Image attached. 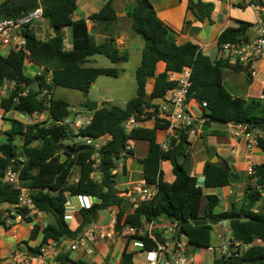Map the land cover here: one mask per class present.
<instances>
[{"label":"trees","instance_id":"1","mask_svg":"<svg viewBox=\"0 0 264 264\" xmlns=\"http://www.w3.org/2000/svg\"><path fill=\"white\" fill-rule=\"evenodd\" d=\"M78 3L79 0H0V21L19 19L42 7L43 15L52 30L48 39L41 40L33 29L27 27L24 35L28 54L23 51H11L7 56L0 54V86L7 83L13 85L8 94L0 98L1 108L6 113L17 111L29 117L36 113H48V120L31 124H25L19 119H8L11 123L8 138L3 142L0 140V204L14 207L18 215L24 216L26 212L18 206L19 188L2 180L3 171L12 159H17L21 185L31 189L30 196L35 206L51 219L43 229L39 224H34L29 240L37 238L41 232V243L29 246L26 242V249L37 254L40 247L49 241L59 242L77 237L88 225L96 222L101 210L113 208L117 215L118 231L126 226L140 229L146 221H177L179 229L189 237L195 249L212 246L215 231V226L209 223L194 225L195 221L226 220L235 239L248 244L249 248L239 259L232 261L223 257L215 264H264V212L254 211L261 198L257 186L264 187V163L253 166L255 174L246 186L244 201L229 211L216 213L220 198L205 190L229 185L231 169L226 161L219 158V162L211 163L208 159L203 171V185H199L197 178L190 176L186 166L191 144L185 131H179L165 150L157 141V130L168 128V122H158L151 129L137 126L130 133L124 128L131 116L140 115L145 109L160 107L145 100L146 95L165 97L176 87V83L169 80L170 74L180 73L190 67L192 81L188 100L207 102L203 108L206 123H235L246 125L249 130L259 129L264 132V97H233L223 85V72L226 69L245 72L251 82V64H243L239 60L231 62L230 57H221L213 62L193 42L177 43L176 34L159 19L150 0H129L126 16L131 20L132 32L139 35L144 43L136 70V96L123 109L111 105V108L104 107L97 111L85 110L93 119L81 130V135L94 139L108 137L100 148L99 165L95 169V160L92 158L94 151L90 146H72L74 153L56 150L58 144L69 139V130L61 122L72 117L73 112L68 101L55 98V91L58 87H64L88 94L99 76L119 75L116 68L89 65L90 58L98 54L113 63L127 62L129 52L122 51L117 45L116 29L120 17L114 0H105L103 6L90 14L87 20L74 19ZM187 10L198 21L212 22L214 4L211 2L199 0L196 3L188 0ZM88 20L104 36L102 42L96 41L88 29ZM250 26L252 24L239 21L237 27L227 28L218 38L221 51L227 43L250 42ZM65 28L69 32L71 48H67L64 43ZM26 61L45 66L46 70L40 76L28 77L24 72ZM160 62L165 63V71L156 75ZM49 76L50 81L47 80ZM151 82L153 89L149 93ZM211 132L219 134L224 131L212 129ZM130 139L150 143L146 157L138 160L143 166L145 181L157 185V193L152 200L134 208L133 212H129V198L117 189L116 175L112 173ZM259 147L264 151V139L259 140ZM126 153L127 157L134 156L132 149ZM163 161L173 166L175 179L171 183L163 179ZM91 173H95L97 178L92 177ZM75 196H90L99 202L80 209L82 220L78 228L72 230L66 220L67 204L68 197ZM0 226H7L1 213ZM156 235L162 241L159 233ZM142 240L143 251L152 250L157 245L146 237ZM69 253L60 254L55 264H96L83 259L75 261ZM135 255L126 246L122 264H135ZM4 260L0 257V264H5Z\"/></svg>","mask_w":264,"mask_h":264},{"label":"crops","instance_id":"2","mask_svg":"<svg viewBox=\"0 0 264 264\" xmlns=\"http://www.w3.org/2000/svg\"><path fill=\"white\" fill-rule=\"evenodd\" d=\"M214 4V10L211 12V20L203 22L198 21L194 14L188 11V0H150L154 5L157 16L164 23L169 25L176 34L177 43L182 44L188 41L198 45L203 54L210 57L215 62L221 57H228V53L221 51L218 38L227 28L237 27L239 21L252 24L250 26V39L254 40L259 35L258 19L256 11L248 5L251 0H241L238 5H229L220 0H202ZM238 1V0H237ZM105 3V0H79L78 9L74 13V19H86L90 14L97 12ZM117 24V45L122 51L130 48H143V40L134 32L132 28L123 27L122 15ZM124 16V15H123ZM126 16V15H125ZM124 16V17H125ZM88 22V29L94 35L96 41L102 42L104 36L96 29V25ZM48 24V23H47ZM48 26V25H47ZM70 42L68 30L65 31ZM72 47V44H71ZM0 54L8 55V50L0 44ZM233 62V60H230ZM165 63L160 62L157 66L156 75L165 71ZM40 68V66H39ZM251 82L248 81V74L245 72L226 69L223 72V85L226 90L233 96L238 98H260L263 96L264 89V57H258L251 61ZM175 73H171L170 76ZM13 88L12 84L0 86V98L5 97L8 91ZM149 93L153 89V82L149 84ZM107 102V100H105ZM105 101H101L105 102ZM99 103V102H98ZM189 110L192 114L199 117L204 114V110L200 107V103L196 100H189ZM167 109L169 107L166 106ZM23 113L12 111L6 113L0 105V140L6 141L8 132L11 130V123L8 119H19ZM44 120H48V113H43ZM34 117V116H33ZM30 117L25 124H31L35 121V117ZM42 120V121H44ZM23 121V120H21ZM161 117L148 118L140 120L138 126L142 128H153L156 123H163ZM212 123H204L196 136L189 137L190 147L188 149V157L186 160L187 169L190 176L196 177L199 185H203V171L206 161L212 160L215 156L227 162L231 169L229 185L217 189H206L209 194H216L219 198V204L216 208V213L229 211L231 208L238 207L245 198V189L251 179L250 168L254 165L264 163V151L259 146L247 147L244 139L236 138L232 135V125L228 124V128L223 133L213 134ZM220 131V130H218ZM175 135L169 128L157 130V141L168 148ZM129 144L134 152V156L127 157L124 163L123 171L116 175V187L123 194L131 195L132 187L136 182L144 181V169L138 158L143 159L150 149V143L141 139H130ZM1 156V154H0ZM220 158V159H219ZM216 162V163H217ZM163 179L171 183L175 179L173 166L170 162H162ZM97 198L90 196H75L68 197L67 216L66 220L72 230H76L82 220L80 209L89 207L98 203ZM204 204V201L202 202ZM129 212H133L131 204L128 208ZM14 207L8 204H0V213L5 218L7 226H0V257L4 258L5 264H22L19 254L26 249V242L30 238L31 231L35 223L39 224L43 229L51 219L45 214H40L31 221H18L12 214ZM113 215V208H106L99 212L96 223H107ZM229 222L226 220L220 221L215 225L213 235V244L219 243V236H226L229 232ZM41 232L37 238L28 241L29 246H37L41 243ZM27 240V241H26ZM141 241L136 237L130 240L117 239L114 242H99L96 246V254L92 257L87 256L82 252H70V258L77 261L80 259L86 260L88 263L96 264H122V254L126 246L129 251H139ZM54 261H49L47 264H52ZM75 264V263H67Z\"/></svg>","mask_w":264,"mask_h":264},{"label":"built area","instance_id":"3","mask_svg":"<svg viewBox=\"0 0 264 264\" xmlns=\"http://www.w3.org/2000/svg\"><path fill=\"white\" fill-rule=\"evenodd\" d=\"M229 5H238L241 0H220ZM257 13L259 35L254 40H251L245 44H230L223 45V54L228 53L230 60H239L243 64H251V61L258 57H264V0H256V2H249ZM38 24H47V21L43 15L42 7H38L32 13L24 15L23 17L13 20H1L0 21V44L8 50V54L11 51L18 52L23 51L28 54L27 40L24 35V31L27 27L32 29ZM67 29H64V43L67 48H71V44L68 43V37L65 33ZM46 70L45 66H40L39 72L36 75H41ZM191 74L192 69L186 67L182 72L175 73L170 76V81L176 83V87L168 92L165 98L168 101L169 109L166 106L160 105L159 108L145 109L144 113L140 115L131 116L124 124V128L127 133H130L136 128L140 120L148 118L161 117L169 123V129L177 135L179 131H185L189 137L196 136L199 130L206 122V117L203 115L197 117L189 110L188 95L191 89ZM47 80H51L50 76ZM207 105V102L200 103V107L203 109ZM73 116L68 117L61 124L67 127L69 130L70 146L86 145L93 148L94 155L93 160L95 164L93 167L96 169L99 165V151L100 148L108 140L107 136L94 139L93 137L81 135V130L92 122V115L83 119V115L77 109H72ZM43 114V113H42ZM42 114L36 113L35 119L41 117ZM33 117V118H34ZM232 125L231 133L236 138L244 139L248 148L253 146H259V140L264 139V132L259 129L249 130L246 125H237L235 123H228ZM164 149L167 150L166 146ZM131 150V146L128 142L127 147L120 154V160L117 168L112 173L117 175L124 169V163L127 159V151ZM23 161V159L19 158ZM17 159H12L11 164L3 171L2 180L4 183L16 185L20 190L19 204L20 208H24L26 212L24 216L18 215L13 211V215L18 221H27L28 218H35L42 213L39 210L31 196V189L25 188L21 185L20 181V168L18 167ZM250 174L254 175V168H250ZM92 177L97 178L95 173H91ZM257 190L261 194L260 201L254 208V211L264 212V187L257 186ZM157 193L156 184H148L145 180L142 182H136L132 187V194L127 195L129 198V204L132 208H136L143 203H148ZM117 215L113 210V215L110 220L103 223H93L88 225L84 232L77 236L67 239H62L59 242L49 241L40 247V251L37 254H32L27 249L19 254L20 262L22 264H47L49 261L56 263V258L64 253L69 252H82L89 257L96 254V246L99 242H114L117 239L130 240L134 237L141 241L139 252L143 253L144 258L141 262L134 261L135 264H215V262L221 258H229L235 260L239 259L243 253L248 250L249 245L244 244L235 239L229 230V234L226 236H219L220 242L213 244L209 248L195 249L191 244L189 237L179 229L178 222L161 221H146L143 227L136 229L135 227L126 226L121 231L116 229ZM156 233H159L162 241L159 240ZM146 237L149 240L156 242V246L152 250L143 251V240ZM208 258H206V256Z\"/></svg>","mask_w":264,"mask_h":264},{"label":"rangeland","instance_id":"4","mask_svg":"<svg viewBox=\"0 0 264 264\" xmlns=\"http://www.w3.org/2000/svg\"><path fill=\"white\" fill-rule=\"evenodd\" d=\"M117 13L122 15L123 27L131 28V20L125 16L126 6H128L129 0H114ZM125 17H124V16ZM48 24H38L32 29L35 34L41 40H46L52 34V30ZM129 59L127 62H117L113 63L109 59L101 55H94L90 58L89 65L104 67V68H116L119 71L117 77L109 76H99L93 83L88 94H84L80 91L73 90L71 88L58 87L55 91V98H61L68 101L72 109L80 110V105L85 102V100H91L96 102H101L102 100H107L108 103L119 108H125L126 103L130 101L134 96H136L137 86L135 82L136 70L141 61L142 48H130L129 49ZM25 74L28 77L33 78L37 72H39V66L35 63L26 61L25 62ZM106 102V101H105ZM83 115V119L89 116V112L82 110L80 112ZM21 115V120L23 122H28L29 116ZM44 116L39 117L35 121L40 122ZM69 144V141H65ZM76 172V169L75 171ZM76 176V173L74 177ZM77 197V196H76ZM229 232L226 233L228 235ZM27 241V240H26ZM29 241V240H28ZM27 241V242H28ZM135 260L139 263L143 260V253L136 251ZM206 258L208 256L204 253Z\"/></svg>","mask_w":264,"mask_h":264},{"label":"water","instance_id":"5","mask_svg":"<svg viewBox=\"0 0 264 264\" xmlns=\"http://www.w3.org/2000/svg\"><path fill=\"white\" fill-rule=\"evenodd\" d=\"M194 2L198 3L199 0H194ZM145 100L150 101V103L152 105H163V106H167L169 107L168 101L165 97H155L153 98L151 95H146ZM111 108V104L108 102H102V103H98L96 101H91V100H85V102H83L80 105V109H84V110H91V111H97L100 108ZM212 126H213V130H225L228 128V123H222L219 121H215L212 122ZM56 150H63V151H68L69 153H74V149L73 147L70 146V144H66V143H60L56 146ZM218 160V157L215 156L211 161V163H216ZM209 223L212 226H215L217 224L220 223V220L217 221H209L208 220H198L195 221L193 224L194 225H203V224H207Z\"/></svg>","mask_w":264,"mask_h":264}]
</instances>
